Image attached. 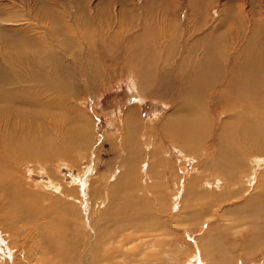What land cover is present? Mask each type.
<instances>
[{"label":"rangeland","instance_id":"rangeland-1","mask_svg":"<svg viewBox=\"0 0 264 264\" xmlns=\"http://www.w3.org/2000/svg\"><path fill=\"white\" fill-rule=\"evenodd\" d=\"M188 1L147 0L144 3V0H0L7 4L8 11L14 7L18 11L24 9L27 13L37 14L35 10H40L45 32L51 28L63 32V22L69 21L84 49L88 45L83 41L84 33L76 25L77 13L81 15L83 10L89 16H100L96 25L89 24L96 37V50L91 63L99 73L97 80L89 79L81 61L73 56L76 54L70 53L73 57H65L71 71V76H68L81 84L74 106L76 113L88 123L86 130L89 139L85 145L70 148L65 155H55L52 160L45 161L46 165L32 158L20 159L12 164L14 170H10L11 174L14 173L13 181L16 183L14 193L17 190H27V193H40L44 200H50L58 194L54 190L58 188L60 191L67 190V194H80L81 199L74 200L70 195L67 196L68 199L62 197L63 202L56 207L52 205L50 211L47 202L42 203L40 207L46 211V217L42 218L39 213L34 218L31 212L19 209L15 212L8 211L10 220L0 217V264H93L91 259L94 264H264V223L260 222L263 228L259 230L260 225L257 224L260 220L255 222L252 221L253 218L247 217L252 209L263 206L260 201L250 200L249 196L252 199L255 192L264 189V185L259 183L264 177V156L247 154L246 173L242 172L240 176L232 178L233 183L228 184L230 187L225 189L224 185L228 183L225 174L211 165L214 163V139L207 137V140H198L190 154L162 132L166 119L173 116L171 113L174 106L170 100L158 97L157 94L151 97L147 92V95L141 93L138 69L123 64V57L121 63L117 59L111 60L100 55V50L106 45L100 40L109 44L112 39L111 31L105 30L110 28L107 26L110 23L109 17L112 18L113 28L118 29L117 33L112 31L113 34L124 38L119 42L124 44L129 37L127 34L132 39L134 33L144 27V7H150L152 14L164 16L162 13L168 14L174 8H181L186 3L188 5ZM228 2L229 0H200L195 9L208 6V10H204L214 23L220 20ZM243 2L247 10L253 6L258 9L262 5L260 12L264 13V0H234L237 14L242 13L240 9ZM175 23L173 21L171 25L176 26L178 22ZM2 24L10 27L18 22ZM100 27L106 31L103 36L99 31ZM155 29L156 38L159 39L160 29ZM0 35L9 39L18 38L9 31H0ZM169 39L168 34L163 36L157 49L163 52L162 48L168 44ZM178 41L181 50L184 44L181 35ZM165 56L163 53L162 60H165ZM67 74L63 73L62 76L69 78ZM68 86L65 85L70 89ZM68 103L73 106L72 102ZM207 106L208 109L211 107ZM221 108L218 109L220 112L217 111L219 114L210 111L215 123L221 124L227 120V116L222 113L228 107L225 104ZM70 110L71 108L66 109L64 116ZM218 115L220 122L216 120ZM67 123L69 126L77 124L72 120ZM126 132L128 135L133 132L130 134L135 141L130 143H137L142 152L136 161L139 162V176L133 180L134 183L131 182L132 186L129 188H126L125 176L121 177V183L117 182V177L120 172H124L122 169L127 168L126 163L132 157L130 148H127L129 152L123 148ZM205 163L207 167L204 166ZM148 170L151 177L156 174L153 180L147 176ZM244 176L248 179V184L243 179L239 180ZM194 179L199 180L198 184L194 183L197 193L189 194L187 184ZM159 181L161 186L158 185ZM116 183V188L119 189L113 196L121 206H128L127 210L130 208L126 215H131L134 221L121 231H109V234L106 233L98 241L97 224L103 223L102 214L108 203H114L110 191ZM19 197L21 199L22 195ZM104 197L107 205H104ZM27 200L30 203L31 199ZM68 200L74 205L73 214H68L63 205ZM33 209L36 211L37 208L32 207ZM0 210L3 211L2 208ZM134 213L138 218L136 214V218L134 217ZM51 218L64 220L68 225L70 223L75 226L69 231L73 232L76 243L73 248L66 246V249L62 244L67 229L61 228V223L55 224ZM208 232L212 236L211 247L205 238ZM59 237L62 241H58Z\"/></svg>","mask_w":264,"mask_h":264},{"label":"bare ground","instance_id":"bare-ground-1","mask_svg":"<svg viewBox=\"0 0 264 264\" xmlns=\"http://www.w3.org/2000/svg\"><path fill=\"white\" fill-rule=\"evenodd\" d=\"M146 1L144 0V3ZM199 1L189 0L188 5L186 3L181 8H174L168 14L162 13L164 16L152 14L150 7H144L145 20L142 25L144 27L135 32L132 39H129L130 35L127 34L129 37L124 44L119 43L124 38L113 34L117 33L118 29L113 28L112 18L109 17L110 23L107 26L110 28L105 30L111 31L112 39L109 44L100 40L107 45L102 46L100 55L120 62L123 57V64L138 69L141 93L147 92L148 95H152L151 97L157 94L158 97L170 100L174 106L171 113L173 116L166 119L162 132L171 140L192 154L191 149L195 142L204 141L207 137L214 139L212 154L215 166L214 163L211 165L225 174L228 183L224 186L228 189L230 187L228 184L233 183L232 178L245 172L248 166V162L245 161L247 154L264 156V13L260 12L262 5L258 9L253 6L247 10L243 2L242 10L240 9L242 13L237 14L234 0H229L228 4H225L220 20L212 23L205 11L208 10V6L204 8L205 3L204 6L200 5L205 10L200 7L198 10L195 9ZM6 6V3L0 2V31H9L18 38L9 39L0 35V208L3 209L0 212H4L0 217L3 220H10L8 211L15 212L19 209L31 212L34 218L39 213L42 218L46 217V211L40 207L42 203L47 202L50 211L52 205L56 207L61 204L63 198L68 199V195L74 200H80V194H77L78 196L69 194V191L67 194V190L60 191L56 188L54 190L58 194L52 196L50 200H44L43 196L36 192L27 193V190L25 192L22 189L25 193L20 190L14 193L16 183L13 181L14 173L11 174L10 170H14L12 164L19 162L20 159L32 158L46 165L45 161L52 160L55 155H65L70 148L83 146L89 139L86 130L88 123L76 113L74 106L81 84L70 79V65L65 62V57L76 56L90 76L89 79L97 80L99 73L93 69L91 63L96 50V37L95 31L91 32L89 24L96 25L100 16H89L82 9L81 15L77 13L76 25L81 28L85 35L83 41L88 45L84 49L69 21L63 22L65 23L63 32L51 27L45 32L42 28L44 26L41 23L40 10L36 9L37 14H32L24 9L18 11L12 5L13 8L8 11ZM172 20L178 22V26L171 25ZM2 22L18 24L7 27L5 24L1 25ZM155 28L160 29L159 39L156 38ZM102 29L103 27H100L99 31L103 36L106 31ZM65 32L67 33L64 35ZM165 34H168L170 39L166 46L164 44L161 52L157 46L161 45L160 39L166 36ZM180 35L184 43L181 50L177 43ZM70 53L76 55L70 56ZM163 53L166 55L165 60H162ZM63 73H68L69 78L62 76ZM67 84L70 89L65 87ZM68 102H72L73 106ZM225 104L228 108H225L222 114L227 116V120L221 124L215 123L210 111L220 112L218 109ZM207 105L211 107L208 109ZM69 108L71 110L64 116L66 109ZM218 117L219 115L216 116V120L220 122ZM68 120L77 124L69 126ZM130 133L128 135L126 132L124 136L123 148L126 151L130 148L132 157L126 163L127 168L122 169L124 172H120V176L117 177L118 183H121L122 176L126 177V188L131 187V182L139 176L137 170L139 162L136 161L142 155L137 143L133 145L130 143L135 141ZM204 166L208 165L205 163ZM146 174L152 180L156 176L155 174L151 177L149 170ZM241 179L248 184L245 176L239 180ZM261 181L259 183L264 185V177ZM194 183L198 184L199 180L194 179L187 184L189 194L197 193ZM159 184L161 186L160 181ZM116 187L117 183L111 187L112 196L116 195L119 189ZM252 196V199L249 196L250 200L260 201L263 206L252 209L247 217L253 218L252 221L255 222L260 220L257 224L260 225V222L264 223V189H260ZM27 199H31L30 203ZM113 199L114 203L109 202L107 205L104 197V205L108 207L102 214L103 223L99 221L97 224L98 241L106 233L109 234V231H121L134 221L131 215H126L130 208L127 210L128 206H121L114 196ZM63 205L68 214H73L74 205L71 200ZM32 207H36V211L32 210ZM52 221H55V224L61 223V228L67 229V234L63 235L66 237L61 236L62 244L73 248L76 243L73 232L69 231L75 226L70 223L68 225L64 220ZM263 227L260 225L258 229L261 230ZM205 235L210 245L212 240L210 232ZM56 237L58 238L57 235ZM60 240L59 237L58 241ZM91 261L94 264L93 259Z\"/></svg>","mask_w":264,"mask_h":264}]
</instances>
